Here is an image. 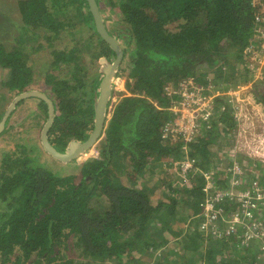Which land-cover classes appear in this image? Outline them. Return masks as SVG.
<instances>
[{"label": "trees", "instance_id": "1", "mask_svg": "<svg viewBox=\"0 0 264 264\" xmlns=\"http://www.w3.org/2000/svg\"><path fill=\"white\" fill-rule=\"evenodd\" d=\"M95 1L102 13L103 0ZM104 1L118 20L116 27L105 26L108 33L122 58L132 52L128 93L114 104L94 155L81 162H63L43 148L41 132L49 117L43 98L16 103L0 132V264H236L232 254L240 250L247 226L228 234L224 224L211 231L199 223L209 146L234 127L236 117L225 96H214L211 129L187 144L188 154L198 159L196 169L185 181L180 174L169 179L164 166L178 173L185 150L179 138H162L164 124L173 117L164 87L192 76L207 93L208 87L225 84L224 90L254 78L256 70L247 60L255 53L250 47L259 46L264 13L257 0ZM17 8L18 20H0V40L8 35L13 43L10 48L0 43V70H7L1 84L18 94L42 77L51 89L50 96L44 94L52 104L47 138L65 152L74 142L86 141L95 126L101 82L92 87L94 78L87 88V62L101 61L107 68L116 52L97 32L87 0H18ZM63 33L66 41L60 46L56 41ZM260 77L264 82V70ZM257 84L262 90V81ZM253 97L264 106L262 91ZM25 111L14 125V114ZM212 179L216 191L231 187L222 175ZM146 181L166 189L163 200L151 201L158 193ZM251 201L255 208L223 195L215 207L230 219L243 213L242 206L263 219V226V205ZM170 239L181 252L165 249ZM248 243L242 248L250 250L246 259L253 264L264 237L253 235Z\"/></svg>", "mask_w": 264, "mask_h": 264}, {"label": "rangeland", "instance_id": "2", "mask_svg": "<svg viewBox=\"0 0 264 264\" xmlns=\"http://www.w3.org/2000/svg\"><path fill=\"white\" fill-rule=\"evenodd\" d=\"M17 1L18 0H0L1 21L6 16H10V18H12L13 20H18V18L20 17V12L18 11L17 8ZM256 2L257 5H259V10L262 13H264V5L258 2V0ZM102 3L103 6L105 5V7H104V11H102V13L100 14L102 16V19H105V23H104L105 26L108 25L109 27L112 28L116 27L118 25V20L115 14L116 11L110 10V8L106 6L107 4L104 0L102 1ZM261 18H262L261 20L264 21V17L261 16ZM10 28L12 29L13 32L14 31L13 27L11 26ZM1 34L2 31L0 28V35ZM13 34H15V32H13ZM59 38L60 39L56 41V44L60 43V46H62V40L64 42L66 41V37L64 33ZM9 39H10L9 36L7 35L4 38H2V40H0V43L3 42L6 44V48H10V46H13V43ZM254 52H255L254 56H258L259 59L263 57L262 53L259 51V48L257 46L254 47ZM131 54H132L131 51L130 52L127 51V53L118 63V67L116 68L112 82V93L109 104L107 105L105 124H106V120L110 116L114 104L121 98L122 95L128 93L126 83L131 82V78H129L128 76L129 68L131 67V58H130ZM254 56L248 58L249 61L247 60V64L251 63L252 65L250 68L256 70V75L254 76V78H251L248 82L241 80L237 82L235 86L233 87L229 86L224 90H222L221 87L224 86L225 84L219 86V88L208 87L207 90L208 92L206 93L205 91L206 88L204 89V86L195 80L196 78L192 76L187 77L190 78V82H188V85L190 87L189 90L197 92L198 93L197 95L199 97L202 98L206 97V99H208L209 96L211 97L214 96L216 97L219 95L225 96L224 99L227 100V102H229L232 109L231 111L236 117L235 120L233 121L234 127H232L231 130L228 131L227 133H222L223 136L220 135V138H218L212 144H210L209 146L210 153L209 156L206 158V162L210 163L209 165L206 166L208 167V171H209L207 173V176L208 174L213 175L216 173V175L219 174L222 175L223 177H226L227 183L228 182L230 183V180H233L236 184L238 185L241 184L240 188H238L236 191H234V188H231L230 191L228 190V196L230 200L231 199L233 200L235 194L234 192L237 193L241 191L239 189L247 188L246 191H249L252 194H255V190L264 191V106L260 101L256 100L253 97V94L255 96H260L261 91L264 93V85L261 90L260 88L261 84L259 85L257 84L260 81H262V84H264L263 78L261 77L257 78L258 75L261 74V70H264V63H262L261 61L254 60L253 59ZM42 61L44 60L40 59L39 61L35 62L36 66L34 65L33 67L34 72L38 70L39 64ZM240 64H241L240 66L243 65L242 62ZM87 66L89 67V71L91 72V74L87 78V88H91L90 85H92L93 82L92 79L94 78H95V83L92 85V87L93 86L96 87V84L98 82L99 83L102 82V80L104 79L107 72V68L103 66L101 61H97V65L87 62ZM240 66L238 67L241 69ZM122 68H124V70ZM6 71H7L6 69L0 70V112L1 111L5 112L8 106L10 105V103L13 102L15 97L19 94V93L16 94L14 92H8L6 90V87H4L1 84L2 80H6V74H5ZM181 79L183 78L182 77L179 78L177 83ZM41 80L42 77H38L36 81L33 82V84L30 86V91L32 90L39 91L50 96L51 95L50 87L43 84ZM177 83L175 85L169 83L164 87V92L166 93L169 101L168 105L172 103H177L180 100L179 96L177 98L176 96H172L174 95L172 94V91L178 89ZM168 87H172V88L166 90V88ZM196 101L197 99H195L194 101L188 100V102H190L192 105H195ZM204 102L206 104L207 100H205ZM26 115H27L26 111L23 114L15 113L12 118L13 124L17 125L18 122H16L15 120H22L23 117ZM26 120H30V119H26ZM222 126L224 127V124L221 123L219 127ZM94 145L73 159H76L77 162H81L87 157L94 155L93 154ZM186 150H189V148L187 147ZM164 168L168 173L169 179H172L171 177H176L178 175V173H176L174 168H172L171 166L169 165L164 166ZM203 171L207 172L205 169H203ZM227 174H229V177L227 176ZM168 177H165L166 180ZM183 180L185 181L187 180V178H183ZM209 180L214 181V179L211 178ZM143 181L144 179H140V182ZM146 183L151 184V186H153V189L151 191L158 193V196H155L151 199L153 203H156L158 199H162V200L164 199L163 192H166V189L164 190V188H161L159 184L149 183L148 181H146ZM261 184L263 185V187ZM250 195L248 197H250ZM260 196L262 197V195ZM236 198L238 200V196H236ZM248 200L252 202L251 201L252 199H248ZM242 202L244 203L243 199ZM223 211L224 212H222V214L219 217L220 221L216 220L217 222L214 223L217 229L219 228L220 225L224 224V221H226L227 219L229 220V216L226 210L223 209ZM251 220L254 222V224L251 227H248L244 233L248 234V236L257 235L258 237H264V228H263L264 225L262 226L261 224V221L263 219L260 220V217L256 215H252ZM201 222L202 221H199V223ZM184 224L181 223V226L182 227L186 226ZM240 225L241 227L243 226L245 227V225H243L241 220L235 229H237ZM187 227L185 229L188 230ZM258 228L259 231H256L255 229ZM181 239L182 240L186 239L185 234L181 236ZM173 240L174 239H170V241H168V243L165 245V249L172 248L177 252H181L180 244L178 245ZM205 244L206 242H204V245ZM247 244L249 243H245V239L242 237L240 239L238 246L240 250L232 254V258L238 260L236 264H250V261H248L246 257L250 256L251 252L250 250L245 251L242 248L243 246L244 247L247 246ZM262 248H263L261 250L262 253L258 255V257H256L253 264H264V244L262 245ZM228 250H229V246H228ZM27 263L28 262H26L25 264Z\"/></svg>", "mask_w": 264, "mask_h": 264}, {"label": "built area", "instance_id": "3", "mask_svg": "<svg viewBox=\"0 0 264 264\" xmlns=\"http://www.w3.org/2000/svg\"><path fill=\"white\" fill-rule=\"evenodd\" d=\"M258 38L259 51L262 53L263 57L258 58V56H255L258 60L264 63V31L261 32L260 36H256ZM252 50H254V47H250ZM188 82H190V78H183L177 83L176 90L172 91V96H176V98L179 96L180 100L177 103H172L169 105L168 109L172 114V119L166 122V124L163 126L162 131V138L169 139L171 141H175L178 138L183 142L182 148L185 150V155L181 158L179 161V168H178V174L183 176V178H187L189 172L191 170L196 169V161L194 157L190 156L188 154L187 144L189 142L194 141L197 137L203 136L207 131H209L212 127V115H213V97L209 96L208 99L206 97L202 98L199 97L197 92L189 90L190 87L188 85ZM172 87L166 88L169 89ZM197 99L195 105H192L188 100L194 101ZM205 100H207V103L205 104ZM209 171H204V176L207 179L206 186L203 188L205 192L207 193V196L205 198V201L202 205V216L203 219L200 223L201 229H207L210 228L211 231L219 230L215 226V222L220 221L219 217L224 212L220 208L215 207V201H218L220 197L223 195H228V190L230 191L231 188H234V191H236L238 188H235L236 183L233 180H230V183L228 184L231 186L230 189H225L223 191H216L214 188L213 182L209 179H212V174L207 173ZM232 182V183H231ZM233 185V187H232ZM210 189H213L212 192H210ZM241 190V191H239ZM239 192H234V196H238L239 198L242 197L244 200V203L242 205H249L251 208H255L256 204L252 201L250 202L248 199H257L260 205H263L262 208L264 210V191L261 190H255V194L250 193L249 191L239 189ZM252 194V195H250ZM250 195V197H248ZM262 195V197L260 196ZM262 202V203H260ZM242 214L235 213L233 216L228 220L224 221V231L228 234L234 233L236 231V226H238V223L242 220L243 225L248 227H251L254 223H252L251 226H248L245 224V219H251L252 211L250 210H244L242 206ZM219 219V220H218ZM217 220V221H216ZM245 243H248V240L251 239V236H248V234L244 233Z\"/></svg>", "mask_w": 264, "mask_h": 264}, {"label": "water", "instance_id": "4", "mask_svg": "<svg viewBox=\"0 0 264 264\" xmlns=\"http://www.w3.org/2000/svg\"><path fill=\"white\" fill-rule=\"evenodd\" d=\"M89 4V8L91 10L92 16L94 18L95 26L97 29V32L112 46L113 50L116 52V58L112 62L110 66L107 67V72L104 77V79L101 82V90L100 94L97 97V100L95 101V126L92 131V133L89 135L86 141L83 143L74 142L72 146H70L65 152H59L56 150L48 141L47 138V131L49 128V125L51 123V117L50 114L52 112V104L51 101L41 92L39 91H25L22 93H19L13 102L10 103L7 110L4 112L1 120H0V132L4 128L5 120L8 117L9 113L12 111V109L15 107L16 103L26 97L29 96H36L43 98L49 109V117L44 124V127L41 132V143L43 145V148L45 151H47L50 155H52L54 158L59 159L63 162H66L68 160H72L85 150H88L90 147H92L98 140L99 135L103 131L104 124H105V117H106V111H107V105L111 97L112 93V82L115 75L116 68L118 67V63L122 59V51L115 40L114 37H112L103 22L102 16L100 14V9L96 3L95 0H87Z\"/></svg>", "mask_w": 264, "mask_h": 264}, {"label": "bare ground", "instance_id": "5", "mask_svg": "<svg viewBox=\"0 0 264 264\" xmlns=\"http://www.w3.org/2000/svg\"><path fill=\"white\" fill-rule=\"evenodd\" d=\"M28 91H30V90H28ZM32 91H34V90H32ZM42 93V92H41ZM44 94V93H43ZM52 113V112H51ZM48 114H49V109H48ZM43 129V128H42ZM42 144V143H41ZM51 144V143H50ZM43 146V145H42Z\"/></svg>", "mask_w": 264, "mask_h": 264}]
</instances>
